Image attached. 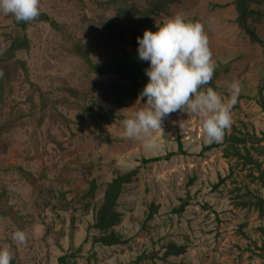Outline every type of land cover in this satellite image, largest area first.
Returning <instances> with one entry per match:
<instances>
[{
	"label": "rangeland",
	"instance_id": "1",
	"mask_svg": "<svg viewBox=\"0 0 264 264\" xmlns=\"http://www.w3.org/2000/svg\"><path fill=\"white\" fill-rule=\"evenodd\" d=\"M102 5L97 7L90 0H40V11L76 33L93 60L103 63L110 58L113 48L110 35L114 41L123 32L127 37L128 31L120 28L109 35L101 30L99 16H111L110 9ZM257 5L264 15V0ZM176 15L194 17L203 24L215 70H219L215 91L225 102L229 99L227 85L232 81L241 84V94L232 108V124L227 130L241 128L260 135L264 132V111L256 97L259 88L264 97V43L250 41L236 25L232 0H180L159 14L157 20L165 22ZM8 25L7 15L0 12V40ZM257 30L264 40V17ZM26 32L31 48L16 57L26 61L30 80L49 89L50 95L47 107L41 110L37 102L24 99L25 90H18L20 83L11 76L12 83L5 88L0 101V124H6L0 131V207L6 213L0 216L2 248L7 247L21 264H56V257L70 245L80 247L73 264L262 263L257 248L264 244V234L259 229L264 228V208L260 214L253 207L239 206L234 203V196L236 192L244 194L247 187L264 198V183L249 182L250 169L235 164L234 159H225L220 148L199 153L206 143L198 116L177 111L164 117L161 129L152 133L156 144L151 148L146 146V139H127L122 120L142 109L146 97L114 101L113 85L118 84L114 75L96 77L87 72L71 53L68 41L43 21L32 20ZM127 42L128 38H123V44ZM64 84L80 90V98H85L87 105L92 92L111 114L104 115L93 106L87 113L74 105L56 106L57 102L50 99L61 93ZM176 138L185 153L139 167L136 177L124 185L118 197L122 217L116 229L127 242L112 246L92 244L95 231L87 229V224L92 222L96 204L84 210L74 203L86 180L95 178L99 184L94 199L97 203L103 184L115 171L135 167L142 156L175 150ZM262 160L264 168V157ZM230 164L234 165V181L226 177ZM218 176L225 178L214 189ZM190 178L193 180L188 185ZM30 180L37 181L38 186ZM52 184H56L54 191L61 189L67 200L73 199L74 217L65 210L52 212L41 206V196L47 197L46 188ZM38 187L43 189L41 196ZM186 194L190 203L181 214L173 213L172 208ZM151 202L158 204V210L142 225ZM13 215L21 216L14 225ZM16 229L27 234V244L18 245L11 239ZM168 240L185 245L184 252L161 258ZM154 251L157 255H150Z\"/></svg>",
	"mask_w": 264,
	"mask_h": 264
},
{
	"label": "trees",
	"instance_id": "2",
	"mask_svg": "<svg viewBox=\"0 0 264 264\" xmlns=\"http://www.w3.org/2000/svg\"><path fill=\"white\" fill-rule=\"evenodd\" d=\"M95 3L97 7L106 6L110 9V17L99 16L97 22L99 28L107 33H112L120 28H125L128 31L126 37L123 33L116 40L113 41V36L110 35L109 42L113 45L110 49V58L103 63H96L91 57L85 43L74 32H69L65 26L49 16L47 13L40 11V15L36 20L47 23L59 36H62L68 41L71 53L80 60L87 69V72H91L96 77H100L103 74L114 75L118 84L113 85L114 101L123 102L129 101L133 97H140V93L143 87L148 82L149 78L145 74V69L150 66V62L139 59L138 55V42L137 37H142L146 29L156 31V25L164 23L162 20H157V16L168 10L169 6L179 2L180 0H90ZM261 0H232L236 16V25L248 36L249 40L259 44L264 43L263 38L259 35L257 25L259 21L264 17L262 10L259 7ZM255 4V6L253 5ZM101 8V7H100ZM9 19V25L7 30L4 29L1 32L2 39L0 40V72L3 73L0 77V101L2 100L5 88L13 79H16L19 84L18 90H25L26 95L24 99L27 102L40 104L41 110L47 107V101L49 99L50 90L44 89L33 81L30 80L29 69L27 63L23 59L17 58L19 52L28 51L31 48L30 39L27 35V26L29 22H17L13 16L7 15ZM187 21L197 22L194 17L186 19ZM123 38H128L126 45L123 44ZM3 41V42H1ZM129 43V46H127ZM219 73V70L214 71L212 80L205 87H211L215 90V78ZM13 77L11 79L10 77ZM61 93L55 94L51 100L57 102L60 106H75L80 107L84 113L88 112L90 107H94L99 111H102L104 115L111 114V110L101 104L92 92L89 93L88 101L90 105H87L85 98H80L82 92L76 90L68 85H63ZM59 89V90H60ZM52 92V91H51ZM9 93V90H8ZM11 93V89H10ZM53 93V92H52ZM141 98V97H140ZM145 98V97H143ZM257 104L264 111V97L262 96L261 88L258 89ZM84 102V103H82ZM51 106V109L56 107ZM6 124H0V131L5 128ZM262 141V143H260ZM214 148H220L221 154L225 159H234L235 164L240 163L241 167L249 168L248 173L249 182L264 183V168L262 167V157H264V132L260 135L255 134L253 131H247L246 129L233 128L232 130L225 131V135L221 142H213L212 144H204L201 146L199 153L202 155L207 151ZM185 150L182 148V144L178 138H176V149L168 151L162 155H155L151 157H140L139 164L126 171H115L113 177L105 182L102 187V193L97 203H94L95 192L99 188L98 182L95 178H89L86 180V186L82 192L75 196V202L80 204L81 208L88 210L91 204L93 206L94 213L92 222L87 224V229H93L95 232L92 234L91 243L100 244L104 246H112L118 244H124L127 242V238L116 229V226L120 224L122 212L118 208V197L123 191L124 185L131 182L136 177L139 167H143L146 164L157 162L159 160H168L172 155L184 154ZM252 170L256 171V174L252 173ZM234 171V165H229V172L226 177L232 179ZM225 177H219L217 182L213 184V188L224 181ZM192 178L187 182L188 185L192 183ZM35 187L38 186L37 181L30 180ZM54 185H49L46 188L47 197H43L40 194L43 192L41 187H38V193L42 197V207H49L52 212L58 210H65L71 217H74L75 207L72 202L73 199L67 200L65 193L61 189L54 191ZM246 190L244 194L235 193V201L242 207H253L260 214L264 208V198L256 191ZM234 189L240 191L235 186ZM190 196L186 194L180 198L178 205L172 208V212L181 214L185 207L190 203ZM206 207V204H203ZM11 208V207H10ZM158 210V204L151 202L147 211L145 212L142 225L146 224L152 219L154 214ZM0 216H6L3 207H0ZM14 216V215H13ZM21 216L15 217L13 225ZM261 233L264 234V228L259 227ZM0 248L1 245H0ZM185 245L177 244L172 240H168L164 245V251L161 258H166L169 255H179L184 252ZM258 256L261 258L264 264V244L258 246ZM80 247H73L70 245L69 249L62 251L55 259L56 264H73L75 258L78 256ZM150 255H157V253L151 252ZM11 264H21L13 257Z\"/></svg>",
	"mask_w": 264,
	"mask_h": 264
},
{
	"label": "clouds",
	"instance_id": "3",
	"mask_svg": "<svg viewBox=\"0 0 264 264\" xmlns=\"http://www.w3.org/2000/svg\"><path fill=\"white\" fill-rule=\"evenodd\" d=\"M0 12L17 22H31L40 15V0H0ZM137 42L139 59L150 62L145 69L149 80L140 93L146 103L131 118L122 120L124 137L146 139V146L154 147L152 133L161 129L163 118L184 111L200 118L205 143L221 142L231 127L232 108L242 87L239 81L229 83L227 102L213 88L205 87L212 80L215 64L203 24L176 15L157 24L156 31L146 29ZM11 239L18 245L28 241L20 229ZM12 259L7 247L0 248V264H11Z\"/></svg>",
	"mask_w": 264,
	"mask_h": 264
}]
</instances>
